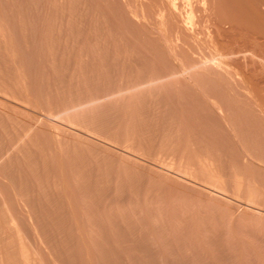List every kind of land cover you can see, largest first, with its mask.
<instances>
[{"label":"rangeland","instance_id":"1","mask_svg":"<svg viewBox=\"0 0 264 264\" xmlns=\"http://www.w3.org/2000/svg\"><path fill=\"white\" fill-rule=\"evenodd\" d=\"M262 3L0 0V264H264Z\"/></svg>","mask_w":264,"mask_h":264},{"label":"bare ground","instance_id":"2","mask_svg":"<svg viewBox=\"0 0 264 264\" xmlns=\"http://www.w3.org/2000/svg\"><path fill=\"white\" fill-rule=\"evenodd\" d=\"M258 2V1H257ZM183 3V2H182ZM204 3V2H203ZM243 4H245V3H243ZM262 4H264V3H262ZM201 5V4H200ZM260 6V5H259ZM206 7V6H205ZM200 8H201V6H200ZM245 8H246V6H245ZM210 10V9H209ZM253 11V10H252ZM202 12V11H201ZM212 14V13H211ZM255 14V13H254ZM138 15V14H137ZM208 17V16H207ZM212 17V16H211ZM252 17V16H251ZM255 17V16H254ZM209 18V17H208ZM253 18V17H252ZM205 20V19H204ZM213 21V20H212ZM189 22V21H188ZM220 27H222L221 25H220ZM203 29V28H202ZM210 30V29H209ZM221 31V30H220ZM215 32V31H214ZM229 32V31H228ZM242 32V31H241ZM174 33V32H173ZM199 33V32H198ZM197 33V34H198ZM235 33V32H234ZM196 34V33H195ZM211 35V34H210ZM251 35V34H250ZM214 40V39H213ZM262 41V40H261ZM226 42V41H225ZM250 42V41H249ZM256 42V41H255ZM264 42V41H263ZM217 44V43H216ZM226 45V44H225ZM258 47V46H257ZM217 48V47H216ZM225 48V47H224ZM264 49V48H263ZM224 52H225V50H224ZM239 52V51H238ZM232 54V53H231ZM264 54V53H263ZM239 55V54H238ZM255 55V54H254ZM244 56V55H243ZM216 57V56H215ZM214 57V58H215ZM217 58V57H216ZM261 58V57H260ZM259 58V59H260ZM219 61V60H218ZM261 62V61H260ZM221 63V62H220ZM197 65H198V63H197ZM214 67V66H213ZM218 67V66H217ZM250 69V68H249ZM236 70V69H235ZM227 72H229V71H227ZM232 73V72H231ZM230 75V74H229ZM228 79V78H227ZM236 82V81H235ZM228 83V82H227ZM11 153V152H10ZM8 155V154H7ZM127 199V198H126ZM182 242V241H181Z\"/></svg>","mask_w":264,"mask_h":264}]
</instances>
